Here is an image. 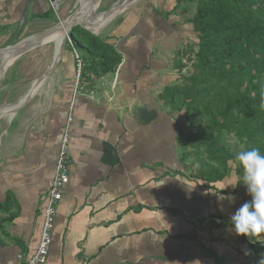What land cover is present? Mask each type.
<instances>
[{
	"label": "crops",
	"instance_id": "0c3cea01",
	"mask_svg": "<svg viewBox=\"0 0 264 264\" xmlns=\"http://www.w3.org/2000/svg\"><path fill=\"white\" fill-rule=\"evenodd\" d=\"M75 3L61 0L55 12L48 0H0V42L53 13L70 14ZM196 5L138 0L103 37V27L96 33L121 56L113 72L82 78L85 91L75 93L73 53L62 48L54 80L51 73L22 100L19 111L48 86L40 114L0 155V264H26L36 251L67 125L70 174L44 264H259L264 258V234L253 242L232 230L231 215L251 200L241 179L235 171L214 181L188 172L179 139L184 118L165 106L174 61L196 43L190 22ZM213 216L222 221L201 225Z\"/></svg>",
	"mask_w": 264,
	"mask_h": 264
},
{
	"label": "trees",
	"instance_id": "16d2710c",
	"mask_svg": "<svg viewBox=\"0 0 264 264\" xmlns=\"http://www.w3.org/2000/svg\"><path fill=\"white\" fill-rule=\"evenodd\" d=\"M190 22L196 36L195 56L199 63L236 87L235 93L225 96L220 118L214 120L216 130L232 132L241 144L256 142L264 153V107L261 106L264 104L261 95L264 91V0H197ZM68 36L81 53L82 78L89 82L93 80L90 76L113 72L120 64L121 56L114 46L98 35L74 26ZM241 110L246 112L244 119L234 115ZM209 133L196 132L195 137L210 159L222 166V171L211 168L200 175L214 181L231 171L227 161L234 157L218 134ZM179 139L182 144L187 140L185 135ZM232 169L241 179L243 169L238 164Z\"/></svg>",
	"mask_w": 264,
	"mask_h": 264
},
{
	"label": "rangeland",
	"instance_id": "374dc122",
	"mask_svg": "<svg viewBox=\"0 0 264 264\" xmlns=\"http://www.w3.org/2000/svg\"><path fill=\"white\" fill-rule=\"evenodd\" d=\"M122 1L123 0H92L86 9V14L96 15L100 12H106V10L110 11ZM82 2L83 0H76L75 7L71 9L69 13L73 15ZM125 12L126 10L107 24L104 23V30L102 28L103 31L99 36L103 37L110 25L116 22ZM66 16H58L53 13L50 19L37 21L29 26V29H25L21 33L18 32L15 38L0 42V47L13 44L28 35L50 28L54 24L65 19ZM69 41V36H66L62 46L63 52H67L66 50H71L72 52ZM37 47L38 48L21 55L18 60L16 57L13 64L9 66L8 72L0 79V112L3 106L12 104L22 93L24 86L38 76V70L41 64L44 68L37 78L41 77L51 65L55 43L48 40L42 44H38ZM197 51L198 46L193 43L189 48L183 51L184 56L182 59L179 58L174 61V67L176 69L173 79L174 84L169 86L168 90L165 89L163 93L165 95V106L170 107L174 113L182 115L184 118V135L187 140L183 142L182 159L186 166V170L191 174L202 175L211 168H219L222 171V166L218 164L219 162L215 159L211 160L203 145L197 143L195 137L196 132L199 134H207L209 132H213L214 135L218 134L223 145L234 157L233 160L227 161L232 168L234 165L238 164L235 159L238 152L247 150L248 148H258V143L247 142L241 144L232 132H228L227 130H216L214 120H219L220 118L219 111L224 105L225 96L235 93L236 87L230 84L226 79L213 75L208 68H204L195 56ZM79 54L81 55L80 52ZM35 61H37V65ZM34 64L36 66L34 69H31ZM28 65L31 66L30 69L26 68ZM26 69L28 71H26ZM55 70L56 67L51 75L52 81L54 80ZM47 87L36 94L20 111L19 108H21L22 105L24 106V104H21L15 110L14 116L6 128L7 130L4 132L2 130L5 128L6 123H1L0 155L15 145L17 138L24 129L40 114L46 100V94L44 93L47 92ZM234 115L237 116V118L244 119L246 112L244 113L242 110L235 111ZM232 168L231 171H234Z\"/></svg>",
	"mask_w": 264,
	"mask_h": 264
},
{
	"label": "built area",
	"instance_id": "2783aa9c",
	"mask_svg": "<svg viewBox=\"0 0 264 264\" xmlns=\"http://www.w3.org/2000/svg\"><path fill=\"white\" fill-rule=\"evenodd\" d=\"M50 7L56 12L60 5L61 0H48ZM71 46L74 61H75V76H74V92L75 93H84L85 84L82 80V67H83V58L79 52L73 47L71 41H69ZM116 80V76H115ZM68 125L64 129L62 137L59 141L58 154L55 162L54 174L51 180L49 190L45 198V205L43 211V220L40 228L39 240L37 244L36 251L34 254L27 260L26 264H44L47 260L49 247L51 243V231L54 224V219L56 216L57 204L62 198L64 193V187L68 183L69 174H70V151L68 143ZM192 221L196 222L195 218H191ZM222 220L217 217H207L203 219L201 223L202 226L209 224L210 222L219 223ZM197 223V222H196ZM251 242V241H250Z\"/></svg>",
	"mask_w": 264,
	"mask_h": 264
},
{
	"label": "clouds",
	"instance_id": "9594fccd",
	"mask_svg": "<svg viewBox=\"0 0 264 264\" xmlns=\"http://www.w3.org/2000/svg\"><path fill=\"white\" fill-rule=\"evenodd\" d=\"M261 95L264 97V91ZM261 106L264 107V104ZM235 159L243 169L241 182L251 200L235 210L230 222L235 234L244 235L255 242L257 237L264 234V153L254 147L238 152ZM249 254L248 251L245 252V255ZM259 264H264V258Z\"/></svg>",
	"mask_w": 264,
	"mask_h": 264
},
{
	"label": "bare ground",
	"instance_id": "6f19581e",
	"mask_svg": "<svg viewBox=\"0 0 264 264\" xmlns=\"http://www.w3.org/2000/svg\"><path fill=\"white\" fill-rule=\"evenodd\" d=\"M91 1L92 0H83V2L78 7L77 11H75L73 13V15H71L70 17L73 18V20L81 21L92 32L98 34L101 27H103L105 24H107L116 15V13L125 9L133 0H123L120 4L114 6L108 12H104V13L100 12L96 15H89V14H86V9H87V7ZM65 20H66V18L61 20L60 22L56 23V24H58L59 27L55 31L51 32L49 35H47L46 37H44L38 41V44H42L46 40H51L55 43L54 54H53V58L51 61L52 63L48 67V69L45 71V73L41 76V78L39 77L36 80L31 81L26 86H24L22 93L19 95V97L12 104H10V105L8 104V105L3 106V109L0 112V127H1L2 122L6 123L5 128L2 130L3 132L7 130L6 129L7 124L12 119V117L15 113L14 108L16 110L17 107L23 102L22 100L31 96L32 93H34L42 83L47 81V79L50 77V74L52 73L53 69L55 68V66L59 60L58 59V53L64 44L65 37H66L68 30H69V27L65 26ZM16 56H18V55H16ZM16 56L12 57V55H10L8 52H6L3 55V58L0 59V62H2V60L8 61L7 62L8 67L3 72L2 77L6 74L9 66H11L13 64L14 57H16Z\"/></svg>",
	"mask_w": 264,
	"mask_h": 264
},
{
	"label": "water",
	"instance_id": "95a60500",
	"mask_svg": "<svg viewBox=\"0 0 264 264\" xmlns=\"http://www.w3.org/2000/svg\"><path fill=\"white\" fill-rule=\"evenodd\" d=\"M138 0H133L126 8H130L132 5H134ZM124 10V11H125ZM108 10H106L107 12ZM71 14H68L66 16V20H65V26L69 27L68 33L66 36H68V34L70 33L71 29L74 26H80L86 30H88L89 32H91L94 35H97L96 33L92 32L88 27H86L81 21L78 20H73V18L70 17ZM58 24H54L53 26H51L50 28H47L43 31L28 35L20 40H18L17 42L13 43V44H9L3 47H0V57H2L6 52H8L10 55L16 56V55H23L33 49L38 48V41L44 37H46L47 35H49L51 32L55 31L58 28ZM23 45V46H22ZM62 48L60 49L59 53H58V59L60 58V53H61ZM8 61L2 60V62H0V79L2 78L3 72L5 71V69L8 67L7 64Z\"/></svg>",
	"mask_w": 264,
	"mask_h": 264
}]
</instances>
